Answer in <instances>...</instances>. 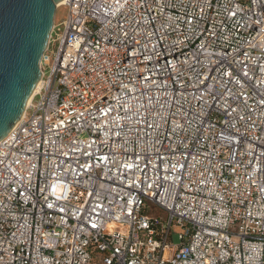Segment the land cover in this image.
<instances>
[{
  "label": "built area",
  "instance_id": "2783aa9c",
  "mask_svg": "<svg viewBox=\"0 0 264 264\" xmlns=\"http://www.w3.org/2000/svg\"><path fill=\"white\" fill-rule=\"evenodd\" d=\"M64 9L0 140V264H264V0Z\"/></svg>",
  "mask_w": 264,
  "mask_h": 264
},
{
  "label": "water",
  "instance_id": "95a60500",
  "mask_svg": "<svg viewBox=\"0 0 264 264\" xmlns=\"http://www.w3.org/2000/svg\"><path fill=\"white\" fill-rule=\"evenodd\" d=\"M60 1L0 0V140L23 116L41 80Z\"/></svg>",
  "mask_w": 264,
  "mask_h": 264
},
{
  "label": "rangeland",
  "instance_id": "374dc122",
  "mask_svg": "<svg viewBox=\"0 0 264 264\" xmlns=\"http://www.w3.org/2000/svg\"><path fill=\"white\" fill-rule=\"evenodd\" d=\"M56 15H57V20L58 21H62L66 18V10L64 9V7H60V8H57L56 6V11H55V16L54 18H56ZM50 49L53 50V51H56L58 50V44L57 43H53L51 46H50ZM150 215L152 216H156V217H161L162 219H166L167 218V214L159 209H156L155 207H153L152 205L150 206ZM173 242L175 244H178L179 243V238H178V235L175 234L173 235V238H172Z\"/></svg>",
  "mask_w": 264,
  "mask_h": 264
},
{
  "label": "bare ground",
  "instance_id": "6f19581e",
  "mask_svg": "<svg viewBox=\"0 0 264 264\" xmlns=\"http://www.w3.org/2000/svg\"><path fill=\"white\" fill-rule=\"evenodd\" d=\"M65 3H66V0H62V1L58 2V3L56 4V6H57V8L64 7V4H65ZM55 19H57V15H56V18H55ZM38 85H39V84H38ZM38 85L35 87V89H34L32 95H31V97H30V99H29V102H30V100L32 99V97H33V95L35 94V92L37 91V89H38V87H39Z\"/></svg>",
  "mask_w": 264,
  "mask_h": 264
}]
</instances>
